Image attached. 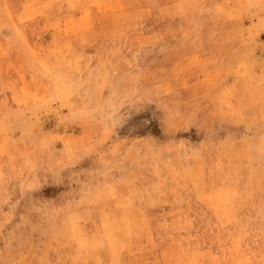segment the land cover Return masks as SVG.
Masks as SVG:
<instances>
[{"label": "rangeland", "instance_id": "1", "mask_svg": "<svg viewBox=\"0 0 264 264\" xmlns=\"http://www.w3.org/2000/svg\"><path fill=\"white\" fill-rule=\"evenodd\" d=\"M0 264H264V0H0Z\"/></svg>", "mask_w": 264, "mask_h": 264}, {"label": "bare ground", "instance_id": "2", "mask_svg": "<svg viewBox=\"0 0 264 264\" xmlns=\"http://www.w3.org/2000/svg\"><path fill=\"white\" fill-rule=\"evenodd\" d=\"M173 237V236H172ZM191 259V258H190Z\"/></svg>", "mask_w": 264, "mask_h": 264}]
</instances>
